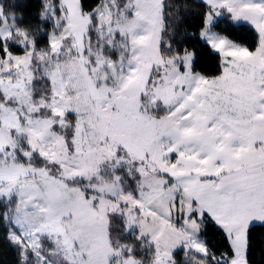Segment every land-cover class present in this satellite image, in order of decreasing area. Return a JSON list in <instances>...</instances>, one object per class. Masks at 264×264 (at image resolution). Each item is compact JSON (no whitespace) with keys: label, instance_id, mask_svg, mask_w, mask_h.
<instances>
[{"label":"snow or ice","instance_id":"obj_1","mask_svg":"<svg viewBox=\"0 0 264 264\" xmlns=\"http://www.w3.org/2000/svg\"><path fill=\"white\" fill-rule=\"evenodd\" d=\"M0 264H264V0H0Z\"/></svg>","mask_w":264,"mask_h":264}]
</instances>
